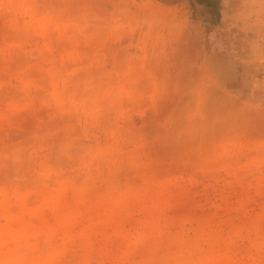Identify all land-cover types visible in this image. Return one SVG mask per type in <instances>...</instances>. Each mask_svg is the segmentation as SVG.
<instances>
[{
    "label": "rangeland",
    "instance_id": "obj_1",
    "mask_svg": "<svg viewBox=\"0 0 264 264\" xmlns=\"http://www.w3.org/2000/svg\"><path fill=\"white\" fill-rule=\"evenodd\" d=\"M257 177L264 0H0V264H264Z\"/></svg>",
    "mask_w": 264,
    "mask_h": 264
},
{
    "label": "bare ground",
    "instance_id": "obj_2",
    "mask_svg": "<svg viewBox=\"0 0 264 264\" xmlns=\"http://www.w3.org/2000/svg\"><path fill=\"white\" fill-rule=\"evenodd\" d=\"M200 5V8H201V11L202 10H204V8H205V5H202V4H199ZM201 14H202V12H201ZM239 152H236L237 154H241V149L240 150H238ZM233 155H234V153H233ZM232 155V156H233ZM235 161H239V157H238V160H237V157L235 158L234 156L232 157ZM230 159V158H229ZM234 160H233V162H234ZM229 161V160H228ZM230 161H232V159L230 160ZM233 162H229V164H231V166H232V164H233V166H234V163ZM258 162H260V161H258ZM237 163H239V162H237ZM254 163V162H253ZM261 163V162H260ZM236 164V163H235ZM223 165L225 166L226 164H224V162H223ZM237 166H235L234 167V169H238V168H236ZM255 167V166H254ZM248 168V167H247ZM230 169H232L231 167H230ZM229 169V171H230V174L232 173L231 171L232 170H230ZM250 169V168H249ZM228 170V169H227ZM248 170V169H247ZM252 170V169H251ZM250 170V171H251ZM260 170V169H259ZM238 172H239V170H237ZM237 171H234L233 172V174H231V175H234V176H236V179L239 181V182H242L243 181V183H244V179H243V177H245V175L242 177L241 176V172L240 173H237ZM248 172V171H247ZM256 174V173H255ZM254 174V175H255ZM250 175V174H249ZM253 175V174H252ZM251 176V175H250ZM259 176V175H258ZM261 176V175H260ZM259 176V177H260ZM253 177V176H252ZM259 177H257L256 178V181L254 182V183H252V187L254 188V186L256 187V188H258L259 189V191L261 192V187H262V185L264 184V178H259ZM151 178H149V180H150ZM245 179H247L246 177H245ZM178 181V179L177 180H175V179H171V178H169V179H165V180H160V179H153V182L151 183L152 184V189H150V186H149V189H148V191L150 192L149 194L151 195V197L152 198H157V201H156V203H155V200L153 201V203H155V204H157V205H155V207H158L157 209L159 210V211H161V210H164L166 207L168 208V207H170V206H167V205H170V204H168V201L166 200L168 197H170V195L172 194L171 192H172V190L174 189V188H176L175 189V191L177 190V188L179 187L178 186V183L179 182H177ZM234 181V180H233ZM238 182V183H239ZM246 190V189H245ZM256 190V189H255ZM181 191V190H180ZM248 191V190H247ZM257 191V190H256ZM178 192V191H177ZM177 192H174V193H176V195L178 194ZM250 192V191H249ZM258 192V191H257ZM147 193V192H146ZM181 193V192H180ZM244 193H245V191H244ZM248 193V192H247ZM259 193V192H258ZM175 195V194H174ZM175 195V196H176ZM245 195H247L246 193H245ZM248 195H249V193H248ZM259 195V194H258ZM175 196H173V197H171V198H175ZM250 196V195H249ZM170 198V199H171ZM177 198V197H176ZM170 199H168V200H170ZM248 199V198H247ZM174 201V200H173ZM170 202V201H169ZM154 207V208H155ZM156 209V210H157ZM263 209V208H262ZM165 211V210H164ZM232 211V210H231ZM263 211V210H262ZM261 211V212H262ZM262 214H264V213H262ZM261 215V214H260ZM259 218V217H258ZM260 219V218H259ZM260 221H261V219H260ZM259 222V221H258ZM257 222V223H258ZM253 223V222H252ZM260 223V222H259ZM261 224V223H260ZM203 226H205L204 224H203ZM255 226H256V224H255ZM261 226V225H260ZM218 257V256H217Z\"/></svg>",
    "mask_w": 264,
    "mask_h": 264
}]
</instances>
